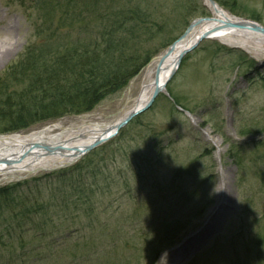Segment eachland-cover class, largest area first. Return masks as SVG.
<instances>
[{"label": "rangeland", "instance_id": "rangeland-1", "mask_svg": "<svg viewBox=\"0 0 264 264\" xmlns=\"http://www.w3.org/2000/svg\"><path fill=\"white\" fill-rule=\"evenodd\" d=\"M196 1L202 15L188 19L185 0H0V97L33 95L31 82L42 74L31 75L27 47L47 39L63 51L70 41L99 42L98 32L107 36L110 26L117 27L119 10H127V17L114 32L125 38L128 27L139 38L130 42L126 34L128 53L139 64L149 58L91 110L16 134L115 120L131 105L143 70L154 67L194 20L210 16L206 0ZM227 1L233 11L218 6L264 29V0ZM43 4L52 5L51 21ZM241 41L197 42L150 108L75 163L0 178V189L11 191L0 200V264H160L202 227L218 200L228 207L212 238L196 250L180 251L181 260L173 264H243L258 255L255 245L264 251V53ZM10 135L15 134L0 137ZM33 212L34 221L19 228L10 221L12 214ZM170 226L176 227L167 233ZM163 238L179 240L168 247Z\"/></svg>", "mask_w": 264, "mask_h": 264}, {"label": "trees", "instance_id": "trees-1", "mask_svg": "<svg viewBox=\"0 0 264 264\" xmlns=\"http://www.w3.org/2000/svg\"><path fill=\"white\" fill-rule=\"evenodd\" d=\"M214 1L217 4L225 5L233 11L234 6L229 1ZM57 3L59 4L60 2L58 1ZM196 5L202 8L199 1L185 0L183 10L191 11L188 19L202 15V10L197 9ZM41 11L44 17L51 21L52 5L43 4ZM124 13H127V10L117 11L115 21L118 25L117 27L115 24L110 26L107 36H103L98 32L97 35L101 38L99 42H96L95 39L83 44L70 41V43L66 44V48L63 51L57 42L50 44L47 39L44 44H39L36 47H27L28 58L31 57V59L29 64L28 60L26 62L32 69L30 71L31 75H36L33 72H39L42 75H39L40 78L31 82L29 91L33 95L25 92H12L10 96L0 97V134L20 133L38 123L59 119L71 113L80 114L81 112L89 111L98 101L104 98L107 92L119 90L129 78L134 77L149 58L145 57L143 63L139 64L136 60V55L128 53L127 26L123 30L126 33L124 34L125 38L118 36L120 31L114 32L113 28L122 30L124 24L120 21L122 18L126 19L127 17ZM185 16L187 15L183 17ZM114 35H117L116 39H114ZM128 35H130V42L134 41L137 43L139 41L138 37H132L131 31ZM176 38L178 36L173 37L165 47ZM146 45L150 44L146 43ZM36 48L37 50H35ZM39 92L43 94L42 98L39 97ZM49 97L52 100L45 102L49 100ZM175 102L178 105V98H176ZM10 192L9 188L0 189V200L8 199ZM34 214L36 212L22 217L12 214L10 221L15 228H19V223L24 224V221L28 223L34 221ZM14 219L16 222H14ZM175 227L170 226L168 228L170 230L167 233ZM163 239L165 240L163 242L164 246L167 244L168 247L179 240L178 238L173 240L170 238ZM255 247L258 249V255L254 257L255 259L247 256L243 264H256V261L261 263V260L264 259V251L261 250L259 244L258 246L255 245Z\"/></svg>", "mask_w": 264, "mask_h": 264}, {"label": "bare ground", "instance_id": "bare-ground-1", "mask_svg": "<svg viewBox=\"0 0 264 264\" xmlns=\"http://www.w3.org/2000/svg\"><path fill=\"white\" fill-rule=\"evenodd\" d=\"M206 5L210 16L200 22L195 21L184 36L174 44L171 52L160 65L158 64L161 57L155 59L154 67L150 64L143 70L141 77L135 80L139 82V89L133 99L129 100L131 105L121 111L112 122L86 123L69 130H61L59 126L54 125L39 131L0 137V178L23 177L30 173L69 166L75 163L92 144L103 143L113 137L117 125L148 103L155 89L166 82L181 53L198 42L200 37L218 41L243 39L251 44L252 48L258 46L259 53H264V34L248 24L241 27L242 20L233 18L218 5L212 6L207 1ZM261 67H264V59ZM162 89L161 91L164 92L165 89ZM214 146L217 149L216 156H219L222 150L217 141ZM220 174L224 176L226 173L221 171ZM224 206L227 205L218 200L206 216L202 227L195 234L184 239L170 254L163 256L160 264L179 262L180 251L185 250L188 253L206 245L212 238L214 232L212 229L216 228L217 222L225 216Z\"/></svg>", "mask_w": 264, "mask_h": 264}, {"label": "water", "instance_id": "water-1", "mask_svg": "<svg viewBox=\"0 0 264 264\" xmlns=\"http://www.w3.org/2000/svg\"><path fill=\"white\" fill-rule=\"evenodd\" d=\"M209 2H210L211 4H214V2H213L212 0H209ZM198 21L200 22L201 20H197V22H198ZM194 23H195V22H194ZM246 24L250 25V26H251L253 29H255L256 31H259L260 33L264 34V29H262V28H260V27H258V26H256V25H253V24H251L250 22H242V23L240 24V26H241V27H244V25H246ZM184 34H185V33H184ZM184 34H183L180 38H182V37L184 36ZM202 39H205V37H201L200 40H202ZM173 46H174V44H172V45L166 50V52L163 54V56H161L158 65H160V64L162 63V61L165 59V57L171 52ZM194 47H195V45H192V46H190L189 48L185 49L184 52L181 53V55L179 56V59H178V61H177V64L174 66V68H173L172 71L170 72V75L168 76L166 82H165L162 86H160V87H158V88L155 89V91L153 92V94H152L150 100L148 101V103H147L144 107L140 108L139 110L134 111L132 114L128 115L123 121H121V122L117 125V127H116V131H117L118 129L122 128L123 126H125V125H126V124H127V123H128L133 117H135L136 115H138V114H140V113H143V112L146 111L148 108H150L151 104L153 103V101L155 100V98L158 96V94L160 93V91L162 90V88H164L165 85H166V84L170 81V79L172 78L173 74L175 73V71L177 70V68H178V66H179V62H180V60L182 59V57H183L186 53H188V52H189L192 48H194ZM115 133H116V132H114L113 134H115ZM96 145H98V143H94V144H92V145H91L89 148H87L82 154H84L85 152H88L89 150H91V149H92L93 147H95Z\"/></svg>", "mask_w": 264, "mask_h": 264}]
</instances>
